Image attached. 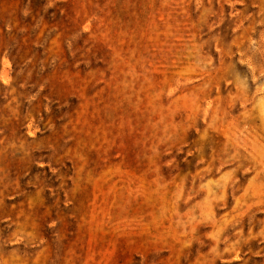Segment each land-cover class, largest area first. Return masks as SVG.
I'll list each match as a JSON object with an SVG mask.
<instances>
[{"label": "rangeland", "instance_id": "374dc122", "mask_svg": "<svg viewBox=\"0 0 264 264\" xmlns=\"http://www.w3.org/2000/svg\"><path fill=\"white\" fill-rule=\"evenodd\" d=\"M0 13V264H264V0Z\"/></svg>", "mask_w": 264, "mask_h": 264}, {"label": "trees", "instance_id": "16d2710c", "mask_svg": "<svg viewBox=\"0 0 264 264\" xmlns=\"http://www.w3.org/2000/svg\"><path fill=\"white\" fill-rule=\"evenodd\" d=\"M1 14V13H0Z\"/></svg>", "mask_w": 264, "mask_h": 264}]
</instances>
